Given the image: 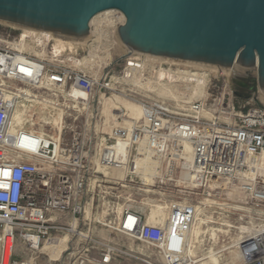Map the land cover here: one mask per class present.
I'll list each match as a JSON object with an SVG mask.
<instances>
[{"label":"built area","instance_id":"obj_1","mask_svg":"<svg viewBox=\"0 0 264 264\" xmlns=\"http://www.w3.org/2000/svg\"><path fill=\"white\" fill-rule=\"evenodd\" d=\"M0 24L8 27L0 34V264H197L189 234L197 215L226 226L219 253L264 264V107L236 106L223 83L215 98L207 85L191 101L129 97L135 117L111 102L125 98L122 80L88 68L77 46L60 49L53 33ZM131 62L144 76L186 70ZM26 96L35 99L26 116L39 126L12 119ZM38 109L60 112L58 122ZM102 188L137 197L113 216L98 214ZM158 205L162 219L152 217ZM64 238L57 258L44 252Z\"/></svg>","mask_w":264,"mask_h":264},{"label":"water","instance_id":"obj_2","mask_svg":"<svg viewBox=\"0 0 264 264\" xmlns=\"http://www.w3.org/2000/svg\"><path fill=\"white\" fill-rule=\"evenodd\" d=\"M115 9V32L128 52L229 69L234 92L264 91V0H0V22L84 38L90 20ZM257 74V75H256Z\"/></svg>","mask_w":264,"mask_h":264},{"label":"bare ground","instance_id":"obj_3","mask_svg":"<svg viewBox=\"0 0 264 264\" xmlns=\"http://www.w3.org/2000/svg\"><path fill=\"white\" fill-rule=\"evenodd\" d=\"M124 19L125 17L123 13L115 9H108V10L99 12L91 18L90 32L93 33V35H96L98 44L95 45L93 44V42L88 44L90 45V50L88 52V55L83 57V61H81L82 63L89 64V62H92L94 64L96 63L97 60L105 61L108 59V56H109L108 48L112 46V44L110 43V38L111 36H115V35L116 37L118 36L117 33L115 32V28L118 27L120 24H122L124 22ZM97 22L98 24H100L99 25L100 27H96L93 30V25L95 23L97 24ZM31 31H34V30H31ZM53 38L55 40V44H57L56 47L60 49H64V48L72 49L77 44H80V42L82 41L85 42V39L83 38L82 39H72V38H62L59 36H53ZM98 48L104 49L106 51V55L104 56V55L98 54L97 53ZM123 48L125 49L124 45H123ZM128 53L131 55L130 59H134V60L141 61L142 58L149 57V58H154L156 60H161V61H165V62L173 63V64H181V63L188 64V63L153 57L146 53H141V52H128ZM131 64L134 65V64H139V63L132 61ZM190 65L198 66L199 68L206 70L207 72L197 73V72H192L191 70L186 69L185 71H181V73H178L176 71L166 72V71H163L162 69H159L157 71V75H155L154 77H151V76L142 75V73L137 72L140 70H136L134 67H132L128 69L133 70V73L129 76L126 75L127 77L124 76V78H121V80L129 84H131V82L134 81L135 82L134 87L136 89H139L140 91L154 92L158 94V96L160 97L172 96L176 100L181 99V100L191 101L193 98L206 95V90H205L206 80H207L206 77H208V74L211 73V72H208V70H211L213 72H220L221 74L222 73H226L227 75L230 74L231 76L233 67H234L233 65L229 69H225V68L195 65V64H190ZM178 81L183 82L182 85L184 86V89H185L183 94L182 93L179 94L177 91L178 85H180ZM76 92L78 94L83 95V93L79 91H76ZM185 92L188 95H184ZM111 102L113 105H117L118 103L123 104L126 110L127 111L129 110L130 114H134L135 117H137L138 114L140 113L139 107L135 103L131 102L130 100L125 99L124 97L114 98L111 100ZM32 103H35V99L31 98L30 96H26L24 99L19 101V103L17 104V106L12 112V119L17 125H20L22 127H26V126L28 127L35 123V122L33 123V120L29 119L26 116L28 109L31 107L30 105ZM44 106L47 107V104H44ZM19 109H24V112H19ZM38 112H39L38 116L41 119L43 120L50 119L55 123L58 122L59 117H60V112H58V116H55L51 112H48L47 114L45 110H42V111L38 110ZM109 112H110V108H104V113L106 115L109 114ZM151 164H152V161H149L147 163H143L141 161L137 162L138 167H141L142 165L144 167L146 166L149 167V165ZM109 173L114 174L119 177H123V170H113L112 172H109ZM158 206H159L158 210H154L152 212V217H155V218L157 217L159 219H162L164 215V211H163L164 206H160V205ZM207 231L210 234V239H213L214 242H217L216 240H217L218 232H224V230L221 227L219 228V227L209 226L207 223V220L203 216L197 215L196 220L193 223V226L189 233L193 241V248L195 252H196V249L199 247V245L202 244L201 237ZM65 244H66L65 238L51 240L48 243H46V245H44L43 250L44 252H47L51 257L57 258L60 254L58 253V251L60 252L65 247ZM228 254L229 256H225L226 258H223V255L221 253H219L214 247H211L207 251H205L201 257L200 256L198 257L197 264H237L240 261V256L235 250L228 251Z\"/></svg>","mask_w":264,"mask_h":264},{"label":"rangeland","instance_id":"obj_4","mask_svg":"<svg viewBox=\"0 0 264 264\" xmlns=\"http://www.w3.org/2000/svg\"><path fill=\"white\" fill-rule=\"evenodd\" d=\"M100 24L95 23L93 25V30L96 27H100ZM8 27L5 25L0 24V34L5 32ZM15 31L20 32V30L15 29ZM13 31V32H15ZM113 38V39H112ZM115 38V39H114ZM82 39V38H79ZM85 42L82 41L80 44H77V49H78V56H86L88 55V52L90 50V45L89 43L93 42V44L97 45V37L96 35H93V33H89L85 38ZM102 40V39H101ZM114 40V41H113ZM104 41V40H103ZM101 42V41H100ZM110 43L112 46L108 48L109 56L108 59L105 61L97 60L96 63L89 62L86 66L89 68H92L94 72H98L101 74L107 73V77H114V78H124L126 75H131L133 73V70H129L127 67V61H135L138 62V60L130 59L131 55L123 48V45L121 44L118 36H111L110 38ZM97 53L101 55H106V51L102 48L97 49ZM136 57V56H135ZM134 58V57H132ZM143 59V58H142ZM92 64V65H91ZM173 64V63H172ZM175 69L177 66L180 68H185L188 70H191L192 72H197V73H202V72H207L206 70H203L199 68L198 66H191L190 64H173ZM203 70V71H202ZM208 72H211L208 74L207 80H206V85L207 87L209 86V90H207L209 95H211V98H215V96L222 90V87H224L223 83L227 84V88L232 90V99L235 102L236 106H243V109H248L252 106H257L259 103L257 102L256 99H254L253 95L255 93L254 90H252L251 94L248 97H243L238 94H236L230 84V74L226 73H220V72H213L211 70H208ZM226 74V75H225ZM257 75V74H256ZM217 76V77H214ZM127 77V76H126ZM119 83L122 85L121 87L123 88L125 99L130 100V99H137V98H144L146 100H151V99H157L158 94L154 92H145V91H140L139 89H136L134 87L135 82L132 81L131 84L126 83L125 81L122 80L119 81ZM118 84V82H117ZM216 84L214 87L213 85ZM178 93L181 94L185 91L184 86L179 85L177 89ZM186 93V92H185ZM187 94V93H186ZM188 95V94H187ZM208 96V94H207ZM130 97V99H129ZM171 98H174L170 96ZM256 98H261L264 99V91L261 90L258 87L257 80H256ZM175 99V98H174ZM129 104V103H128ZM237 108V107H236ZM39 110V109H38ZM19 112H24V109H19ZM38 112V111H37ZM35 121V126H39L40 120L38 117L34 119ZM107 175V173H105ZM106 178V177H104ZM136 194L134 193L133 189H110V188H102V191L100 192V199L99 203H96L98 205V208L96 210V213L100 214L101 210H105V208H109L108 214L110 216H113L116 214L118 210H120L121 206L123 205L124 201H126L127 198H136ZM106 213V212H105ZM209 226H214V227H221L222 229H226V226H221L219 224H212L208 222ZM201 245L196 249V252L193 248V253L196 255V257H201L202 254L207 251L209 248L214 247L215 249H218L219 246L222 244L221 240V235L219 236V240L217 242H214L213 240L210 239L209 237V232L207 231L206 233L203 234L201 237ZM58 253H60L58 251ZM223 256H229L228 253H223ZM56 264V263H52Z\"/></svg>","mask_w":264,"mask_h":264}]
</instances>
